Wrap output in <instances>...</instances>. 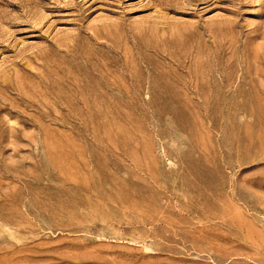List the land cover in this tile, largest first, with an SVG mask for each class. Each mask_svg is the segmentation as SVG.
Returning <instances> with one entry per match:
<instances>
[{
  "label": "rangeland",
  "instance_id": "rangeland-1",
  "mask_svg": "<svg viewBox=\"0 0 264 264\" xmlns=\"http://www.w3.org/2000/svg\"><path fill=\"white\" fill-rule=\"evenodd\" d=\"M0 264H264V0H0Z\"/></svg>",
  "mask_w": 264,
  "mask_h": 264
}]
</instances>
